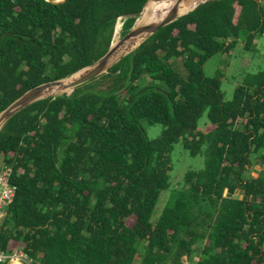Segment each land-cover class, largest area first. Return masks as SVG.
I'll use <instances>...</instances> for the list:
<instances>
[{
    "label": "trees",
    "instance_id": "obj_1",
    "mask_svg": "<svg viewBox=\"0 0 264 264\" xmlns=\"http://www.w3.org/2000/svg\"><path fill=\"white\" fill-rule=\"evenodd\" d=\"M55 1L0 0V113L97 61L118 19L123 37L147 0ZM192 9L106 73L1 126L14 194L0 249H20L33 264H264V70L230 101L221 71L203 72L238 39L249 51L264 38V0ZM142 123L159 135L149 140ZM176 143L203 155L204 167L183 175L152 222Z\"/></svg>",
    "mask_w": 264,
    "mask_h": 264
},
{
    "label": "rangeland",
    "instance_id": "obj_2",
    "mask_svg": "<svg viewBox=\"0 0 264 264\" xmlns=\"http://www.w3.org/2000/svg\"><path fill=\"white\" fill-rule=\"evenodd\" d=\"M121 21H117L115 28L118 29L121 39ZM243 38L238 39L235 47L227 54H215L210 57L203 65V72L206 76L214 75L216 70H220L222 78L220 79V91L224 101H230L234 89L239 85L246 76H253L257 71L264 70V38L258 37L257 44L249 51L243 50ZM207 122L203 113L198 120V128L202 129ZM143 130L149 140L155 139L161 127L159 125H148L142 123ZM170 171L168 172V189L161 191L151 213L150 220L154 222L161 214L168 200L169 192L172 188L180 186L183 175L188 171H198L204 167V157L201 154L190 156L184 150L180 143L173 145L169 155ZM252 169L256 172L259 169V163L254 158ZM138 257H136L137 261ZM186 261H184L185 263ZM138 264V262H135Z\"/></svg>",
    "mask_w": 264,
    "mask_h": 264
},
{
    "label": "water",
    "instance_id": "obj_3",
    "mask_svg": "<svg viewBox=\"0 0 264 264\" xmlns=\"http://www.w3.org/2000/svg\"><path fill=\"white\" fill-rule=\"evenodd\" d=\"M60 1H63V0H56L55 2H60ZM170 1L171 0H147L143 6L141 12L139 13V16L136 18L133 26L130 28L129 32L126 35H124L119 40V42L117 44L112 46V41H111V44H110L107 52L102 57H100L97 61H95L90 66H87V67L77 71L76 73L72 74L71 76L64 78V79L56 80V81L46 82V83L41 84L39 86H36L32 89H29L28 91L23 93L20 97H18L16 100H14L7 108H5L0 113V128L11 116H13L15 113H17L19 110L25 108L26 106H28V105H30V104L38 101V100H41V99H44V98H47L50 96H56V95L61 94V93H56V94H52V95H43V89L44 88L51 87L54 85H59V84H61V81L69 79V81H67L64 84V87L70 88L72 91L73 88L80 86L84 83H87L90 80L106 73L107 70L113 64H115L122 57H124L125 55H127L128 53L133 51L147 37L151 36L153 33H155L160 28L174 22L179 17L188 13V12H186L184 14H179V5L184 0H175L173 5L171 6V8H169L167 11L164 10L163 13H161V14H157V16H156L157 18L155 20L137 23L138 18L140 17V15L143 12V9L145 8V6L149 2L167 4V3H170ZM206 1H215V0H203L201 3L206 2ZM146 20H148V19H146ZM114 31H115V29H114ZM113 35H114V33H113ZM141 35H145V38L139 44H137L135 47L130 48V49L128 47L122 48V44L125 41L132 39V38L139 37ZM117 52H118V54H116ZM83 70H85V72L74 77L73 79H70L73 76H75L77 73H79ZM70 92H68V93L66 92V94L68 95V94H70ZM227 196H230V195L227 194ZM234 197L238 198L237 195H234Z\"/></svg>",
    "mask_w": 264,
    "mask_h": 264
},
{
    "label": "bare ground",
    "instance_id": "obj_4",
    "mask_svg": "<svg viewBox=\"0 0 264 264\" xmlns=\"http://www.w3.org/2000/svg\"><path fill=\"white\" fill-rule=\"evenodd\" d=\"M175 0H171L170 3L164 4V3H152L149 2L145 8L143 9L142 14L140 15V17L137 20V23H141V22H145V21H153L155 20L157 17V14H161L163 13L164 10H168L169 8H171V6L173 5ZM203 0H184L183 2H181V4L179 5V14H184L186 13L188 10L196 7L198 4H200ZM148 19V20H146ZM119 32L118 29L115 28L114 31V35L112 38V46H114L115 44H117L119 42ZM145 38V35H141L139 37L136 38H132L129 39L127 41H125L122 44V48H133L135 47L137 44H139L143 39ZM118 54V52L116 53ZM83 72H85V70L77 73L75 76H73L70 79H73L74 77L82 74ZM69 81V79L63 80L61 81V84L59 85H54L51 87H46L43 89V95H52V94H56V93H68L71 91L70 88H65L64 84Z\"/></svg>",
    "mask_w": 264,
    "mask_h": 264
},
{
    "label": "built area",
    "instance_id": "obj_5",
    "mask_svg": "<svg viewBox=\"0 0 264 264\" xmlns=\"http://www.w3.org/2000/svg\"><path fill=\"white\" fill-rule=\"evenodd\" d=\"M118 21L120 22L121 19L119 18ZM10 174V167L0 160V226L6 216L7 208L14 194V187L9 182ZM184 261L186 262L184 263ZM0 262L7 264H33V260L20 249L12 253H6L0 249ZM182 264H188L185 256L182 257Z\"/></svg>",
    "mask_w": 264,
    "mask_h": 264
}]
</instances>
